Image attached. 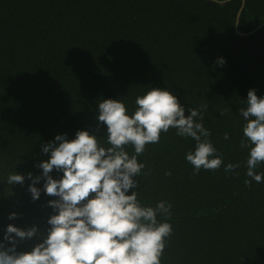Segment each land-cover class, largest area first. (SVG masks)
Listing matches in <instances>:
<instances>
[{
	"label": "trees",
	"instance_id": "1",
	"mask_svg": "<svg viewBox=\"0 0 264 264\" xmlns=\"http://www.w3.org/2000/svg\"><path fill=\"white\" fill-rule=\"evenodd\" d=\"M152 87L176 95L185 116L207 104L204 127L223 155L219 169L194 175L185 155L195 141L170 128L138 156L149 173L134 177L142 205H172L161 264H264V181L246 175L239 113L250 89L264 96V0H0V243L11 247L9 224L47 235L48 201L57 198L41 179L33 201L27 176H42L36 165L50 156L42 145L87 130L108 147L97 103L122 99L131 114L136 96ZM228 163L240 167L225 173ZM14 172L23 185L7 183ZM41 242L25 239L16 250Z\"/></svg>",
	"mask_w": 264,
	"mask_h": 264
},
{
	"label": "clouds",
	"instance_id": "2",
	"mask_svg": "<svg viewBox=\"0 0 264 264\" xmlns=\"http://www.w3.org/2000/svg\"><path fill=\"white\" fill-rule=\"evenodd\" d=\"M216 63L223 66L225 61L220 58ZM97 104L98 127L99 123L106 125L108 147L87 130H78L71 140L67 134L56 135L42 145V152L50 156L36 165L43 170L42 176L27 174L32 181L28 191L33 201L38 200L41 189L35 185L43 179V191L57 198L48 201L53 209L47 219L50 227L45 236L37 226L24 230L9 224L4 240L11 242V247L0 243V264H161L167 239L173 234L168 222L172 205L166 201H158L155 207L142 205L134 177L149 173L142 171L146 165L138 162V156L147 145L158 144L161 133L167 134L171 128L177 136L195 141L194 150L185 155L194 175L201 169L215 171L223 164L222 153L210 139V129L204 127L207 104L188 108L190 114L185 116L176 95L153 87L136 96L131 114L122 99H102ZM245 104L239 109L245 121L240 147L249 150L247 177L260 183L264 173L258 174L256 169L264 163V96L258 97L256 90L250 89ZM220 113L223 117L230 109ZM224 139H229L228 133ZM128 145L134 147V154L125 150ZM239 167L228 163L224 171L231 173ZM54 169L63 173L61 178L50 175ZM6 178L9 185L25 181L24 175L15 172ZM245 185L251 187V181L245 180ZM158 216L164 219L158 220ZM16 217L15 212L9 215V219ZM37 236L42 237L41 243L31 251L17 252L19 241Z\"/></svg>",
	"mask_w": 264,
	"mask_h": 264
},
{
	"label": "water",
	"instance_id": "3",
	"mask_svg": "<svg viewBox=\"0 0 264 264\" xmlns=\"http://www.w3.org/2000/svg\"><path fill=\"white\" fill-rule=\"evenodd\" d=\"M226 1H228V0H226ZM237 32V31H236ZM238 34H240V35H244V34H242V33H239V32H237Z\"/></svg>",
	"mask_w": 264,
	"mask_h": 264
}]
</instances>
